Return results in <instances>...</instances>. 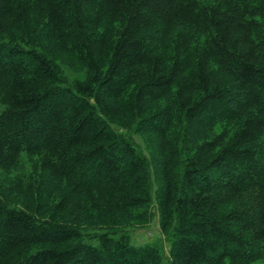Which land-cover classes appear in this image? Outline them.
<instances>
[{
  "label": "trees",
  "instance_id": "1",
  "mask_svg": "<svg viewBox=\"0 0 264 264\" xmlns=\"http://www.w3.org/2000/svg\"><path fill=\"white\" fill-rule=\"evenodd\" d=\"M252 16L264 4L0 0V170L27 154L57 182L25 185L32 208L0 196V264H162L106 227L153 199L174 228L168 264L264 258V29ZM64 53L84 79L66 81ZM223 121L237 125L228 141Z\"/></svg>",
  "mask_w": 264,
  "mask_h": 264
},
{
  "label": "rangeland",
  "instance_id": "2",
  "mask_svg": "<svg viewBox=\"0 0 264 264\" xmlns=\"http://www.w3.org/2000/svg\"><path fill=\"white\" fill-rule=\"evenodd\" d=\"M203 5L213 6L217 10H227L232 6H251L256 5L260 6L264 4V0H198ZM231 6V7H230ZM236 12L238 10L236 9ZM240 14L242 12H239ZM243 20V17H241ZM255 19V24L257 28L264 29L263 22L264 19L260 16L250 17L249 20ZM59 66L62 70L64 78L68 83L73 82L75 79H84L87 75L86 68L74 58H72L68 53H64L62 58H60ZM168 104L163 102L162 107L164 108ZM4 104H0V109H5ZM176 123H179L178 120ZM114 128L125 136L138 150V152L143 155L149 154V146H147L145 138L138 133L133 128H128L124 125H114ZM237 128L235 121L229 122H219L215 125L214 130L216 134L223 133L226 135V140L231 137L234 130ZM174 131H178V128L175 127ZM153 169L150 168V186L152 193L155 192L157 187L156 175L153 173ZM42 169V158L41 157H30L27 154H22L19 158V162L10 168L0 170V196L3 200L9 201L12 205L21 207L28 206L30 208L34 207L36 204L30 195L31 192L28 191V188L25 185H33L37 183H44L45 185L51 184V188L55 189L56 178L53 176L43 177ZM67 184L66 181H61L58 185V188H64ZM73 187V186H72ZM57 191V189L55 190ZM55 191L52 193V190H49L54 196ZM76 196V195H74ZM73 204L76 205L78 199L72 198ZM82 199V198H80ZM49 202H52L53 198L49 197ZM48 202V201H47ZM85 203V202H84ZM83 200L80 201V204H84ZM160 213L158 211L156 200L150 204H147L143 207L135 208L131 211V215L126 218L120 224H115L113 226H106L110 228L111 232H115L116 235L126 234L129 236L132 244L141 246V245H151L155 247L157 252L162 257V264H168L170 257V249L174 241V228L165 231L161 227ZM101 227V226H97ZM102 227H105L103 225ZM101 227V228H102ZM87 229V228H86ZM96 230L87 231L85 234L95 233ZM226 264H230L227 262ZM252 264H264V258L254 261Z\"/></svg>",
  "mask_w": 264,
  "mask_h": 264
}]
</instances>
